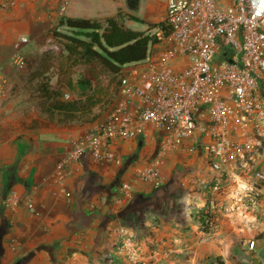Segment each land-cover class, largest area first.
Segmentation results:
<instances>
[{"label":"crops","instance_id":"crops-1","mask_svg":"<svg viewBox=\"0 0 264 264\" xmlns=\"http://www.w3.org/2000/svg\"><path fill=\"white\" fill-rule=\"evenodd\" d=\"M14 1L0 8V78L9 83L16 72L11 56L46 54L47 40L62 30L58 0ZM142 1L128 0L112 16L123 12L141 18L135 5ZM111 2L103 0L104 6ZM160 13L151 24L165 20L167 4ZM11 107L0 100V264H131L132 258L144 264H254L255 259L264 264V182L254 178L246 158L217 173L206 162L202 139L188 140L163 157L166 182L154 189L135 174L157 156L158 142L150 133L115 143L122 166L98 164L87 156L56 183L59 162L92 124L21 130ZM193 144L198 149L191 152ZM189 175L195 182L184 184ZM216 176L221 189L213 192ZM123 182L135 185L133 199L124 205L119 203ZM13 193L20 197L18 206L5 203ZM208 212L214 222L205 227Z\"/></svg>","mask_w":264,"mask_h":264},{"label":"built area","instance_id":"built-area-1","mask_svg":"<svg viewBox=\"0 0 264 264\" xmlns=\"http://www.w3.org/2000/svg\"><path fill=\"white\" fill-rule=\"evenodd\" d=\"M58 1L61 20L70 0ZM15 4L14 0L0 2V8ZM162 22L167 29L156 30L158 42L147 59L124 69L112 109L72 141L71 151L57 166L56 183H62L68 168L87 156L98 164L122 166L115 143L150 133L158 142L157 156L135 174L154 189L166 182L163 157L194 138L202 139L200 147L215 172H222L237 158H246L254 178L264 182L260 159L264 148V0H167ZM50 50H60L55 37L43 47L44 53ZM10 64L24 68L26 59L15 54ZM188 149L193 152L198 147L193 144ZM221 181L215 177L213 192L221 189ZM193 182L195 177L189 175L184 184ZM134 189L133 183L123 182L119 203L131 201ZM66 195L71 197L69 192ZM5 203L18 206L21 200L13 193ZM27 206L36 211L31 199ZM213 222L212 214L206 213L205 227ZM249 246L254 249L255 241ZM131 264L144 263L132 258Z\"/></svg>","mask_w":264,"mask_h":264},{"label":"trees","instance_id":"trees-1","mask_svg":"<svg viewBox=\"0 0 264 264\" xmlns=\"http://www.w3.org/2000/svg\"><path fill=\"white\" fill-rule=\"evenodd\" d=\"M126 19L144 22L123 12L103 20L61 19L62 30L54 32L60 60L53 69L34 73L30 85L25 87V95L40 101L36 104L37 115L30 122L27 114L18 118L21 130L85 126L99 121L112 109L124 69L147 59L158 42L156 34H150L153 29H167L160 22L151 24L148 32L134 31L125 25ZM77 67H84V71L75 79ZM55 78L61 87L54 86ZM75 88L79 89V96L66 98L64 89Z\"/></svg>","mask_w":264,"mask_h":264},{"label":"rangeland","instance_id":"rangeland-1","mask_svg":"<svg viewBox=\"0 0 264 264\" xmlns=\"http://www.w3.org/2000/svg\"><path fill=\"white\" fill-rule=\"evenodd\" d=\"M127 1L128 0H114V2L104 6L103 0H70L66 17L83 18L86 15L112 16L118 12L119 6L122 5L126 8L128 5ZM164 4H167V0H143L140 5H135V11L145 21L138 22L126 19V26L134 31L148 32L151 23L157 18H160V11H162ZM155 32L156 29H153L151 33H149L155 34ZM60 55L61 53L59 54L57 52H47L44 55H24L26 59L25 67L18 68L13 66L16 69L14 81L9 83L4 78L0 100L4 105H11V110L18 115V118H22L27 114V116H30V118H28V122H30L37 115L36 104L40 100H35L32 95H25V87L30 85L32 77L37 71L53 69L59 62ZM83 71L84 67H77L75 69L76 73L74 74L75 79H77L79 73ZM53 84L55 87H61V85L57 84V78L53 80ZM64 91L68 99L78 97L80 93L77 88L71 91L64 89ZM24 98H26V100H23Z\"/></svg>","mask_w":264,"mask_h":264},{"label":"water","instance_id":"water-1","mask_svg":"<svg viewBox=\"0 0 264 264\" xmlns=\"http://www.w3.org/2000/svg\"><path fill=\"white\" fill-rule=\"evenodd\" d=\"M254 264H261V262L258 259H255Z\"/></svg>","mask_w":264,"mask_h":264}]
</instances>
